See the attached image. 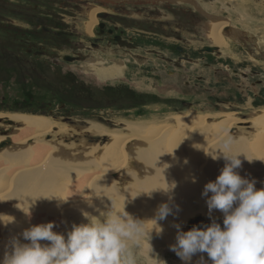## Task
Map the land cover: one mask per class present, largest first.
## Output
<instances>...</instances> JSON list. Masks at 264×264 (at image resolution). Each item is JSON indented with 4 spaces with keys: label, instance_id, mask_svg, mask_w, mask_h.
Masks as SVG:
<instances>
[{
    "label": "rangeland",
    "instance_id": "obj_1",
    "mask_svg": "<svg viewBox=\"0 0 264 264\" xmlns=\"http://www.w3.org/2000/svg\"><path fill=\"white\" fill-rule=\"evenodd\" d=\"M3 1L0 2V49L14 43L20 51L0 54V113L43 116L54 122L57 128H51L44 138L64 148L50 150L47 159L58 152L63 156H88L116 142L119 152L126 147L131 153L137 147L133 143L148 139L156 129L161 137L177 133L187 136L190 128L184 124L179 130L175 117L194 113L210 116L206 124L210 129L201 128L199 139L191 137L190 142L201 141L202 135L205 141L220 136L213 132L218 124L223 125L219 133L222 138L215 144L218 147L209 148V155L215 154L223 140L231 138V150L252 160L248 162L243 155L240 157L243 162L240 174L261 180L256 187H264V156L255 149L259 137H264V123H257L258 116L264 113V0H196L204 11L228 23L224 37L230 45L224 48L211 43L204 27L206 22L216 19L210 20L187 2ZM94 6L104 7L101 13L106 16L97 17L93 35H87L83 21L87 19V10ZM102 22L106 24L103 32ZM110 29L113 33H109ZM117 35L119 41L115 39ZM206 45L218 50H202ZM66 55L81 59L67 61ZM93 59L103 68L116 65L119 76L100 80L90 65ZM11 123L0 121V136L21 127ZM139 125L142 128L138 129ZM227 125L232 126L225 131ZM98 128L100 133L91 131ZM132 160L130 155L129 167L139 170L138 162L131 164ZM213 162L204 165L206 169L202 172L206 173L208 166L213 165L218 175L224 163ZM117 182L114 184L118 187ZM46 185L43 182L30 185L39 198L44 197L35 201H44ZM126 211L135 216L130 208L126 207ZM90 213L99 215L97 211ZM216 218L222 223L221 215ZM150 222L145 221V226ZM174 222L177 223L164 221L165 234L159 237L166 245L159 244L155 251L166 264H183L169 249L175 242V232L170 230ZM80 223L87 220L82 217L77 224ZM201 223H210L209 215L198 213L187 218L183 230ZM153 241L156 242L154 235L152 244ZM198 255L201 254L193 257L192 264L199 259ZM204 257L207 259L206 253ZM141 264L156 262L142 259Z\"/></svg>",
    "mask_w": 264,
    "mask_h": 264
},
{
    "label": "bare ground",
    "instance_id": "obj_2",
    "mask_svg": "<svg viewBox=\"0 0 264 264\" xmlns=\"http://www.w3.org/2000/svg\"><path fill=\"white\" fill-rule=\"evenodd\" d=\"M179 1L185 2L183 0ZM104 11V7L100 6L90 7L87 10L85 15L87 19L83 21V31L87 35H93V27L98 22L97 17H100L101 12ZM221 19L206 22L204 27L207 37L212 41L211 43L224 48L227 44L230 45L225 38L226 36L224 37V29L228 23L223 22ZM90 62V65H93L92 69L95 68V76L102 81L115 79L114 76H119L116 65L103 68L100 65L97 66V61L94 59ZM209 117L208 115L199 116L194 113L179 115L175 117L177 122L175 124L180 125L179 130L182 129L181 125L187 124L186 126L190 128L187 136L186 134L179 136L177 133L170 137H161L160 131L156 129L155 133L148 139L144 138L145 140L133 143L137 147L131 153H128V149L124 146V151L119 152L116 149L118 144L116 142L110 143L111 145L106 146L104 150L101 149V152L95 153L93 151V154L90 153L88 156L84 154L63 156L61 152H58V155L61 156L57 157L56 154V156L47 159L48 154L59 151V149L62 151V148H64V146L61 148L57 142H48L44 138L51 128L52 130L57 128L54 122L43 116L0 113L1 121L7 120L9 124L14 122L21 126L12 134L0 136V144L6 138H11V144H9L11 146L7 145V150L0 148V215H6L0 216V219L7 221L11 217L15 218L14 223L7 226L0 224V258L3 256L4 245L10 236L22 232L30 225L54 221L57 225L54 231L66 235L73 224L80 222L83 217L81 210L92 212L99 208L104 211L108 210L112 203L115 211H123L124 208L126 211V207L130 208L135 214V218L145 220L150 216L153 217L157 206L168 201L169 195L154 190H167L169 184L173 182H175L176 187L170 195L173 197V204L179 205L180 210L177 215H170L169 219L164 221L175 220L180 223L183 229L187 218L198 213L209 215L205 198L202 197L201 193L204 185L216 178L217 170L213 165L208 166L206 173L202 172V169L204 165H208L210 161H213L205 153L209 154V148L217 144V140L222 138L219 133L224 126L218 124L213 132V134L220 136L215 135L216 137L205 141L203 139L204 135H202L201 141L190 142L191 137L195 138L197 136V139H199L198 135L201 128H204L205 131L210 129L206 125ZM257 120V123L260 121L261 124L264 123V113H261ZM231 126H225L226 129L224 130L230 129ZM137 128L140 129L142 126L139 125ZM91 131L100 133L101 128ZM182 131L184 132V130ZM225 131H222V133ZM156 135L160 137H156ZM183 137L186 138L182 139ZM259 138L255 149L264 156V137ZM243 140L239 139V141ZM126 141L128 142V140ZM133 144L130 143V145ZM113 145H115V148ZM194 145L200 149H197ZM215 147L218 146L215 145ZM50 150H52L51 153ZM212 150L214 151L213 148ZM216 151L214 152L216 153ZM130 155L133 157L131 164L137 161L139 170L133 169V166L129 167ZM185 160H187V163H184ZM218 163L222 164L224 161L221 159L213 162L215 165ZM165 164L170 165V167L166 168L167 165ZM6 172L8 173L5 174ZM207 172L211 176H208ZM114 173L119 175L113 176ZM193 178H195V182H193ZM260 181L257 180V184ZM34 182L47 184L48 191L44 193L45 195H42L46 196L44 201L49 204L46 205L44 201L40 200L35 201L36 199L42 200L44 197L40 196L39 198L38 194L33 192L30 185ZM115 182L120 183L118 187L115 186ZM89 202L93 205L92 207L89 206ZM106 205L108 207H105ZM29 209L31 211L30 217L25 214L29 212ZM128 213L133 215L130 211ZM212 215L215 217L222 216L218 211H214ZM164 221L160 223L164 225ZM153 227L152 222L145 226L146 229L150 228L147 229L148 231H151ZM170 230L176 234L174 227ZM164 234L165 231L161 236H164ZM153 235L156 241L155 243L153 241L152 244L154 250L161 243L164 246L166 245L163 238L157 237L155 232H153ZM198 256L197 258H199ZM152 261L154 260L150 262Z\"/></svg>",
    "mask_w": 264,
    "mask_h": 264
},
{
    "label": "clouds",
    "instance_id": "obj_3",
    "mask_svg": "<svg viewBox=\"0 0 264 264\" xmlns=\"http://www.w3.org/2000/svg\"><path fill=\"white\" fill-rule=\"evenodd\" d=\"M232 143L231 138H226L215 154L205 153L214 161H224L219 174L204 185L201 193L210 223L193 225L187 231L180 223L173 224L175 242L169 249L183 264H192L197 254L201 255L195 264H264V187L257 188L255 178L240 174L243 163L240 157L252 160L233 152ZM175 187L173 182L167 190H154L169 195L168 201L160 203L149 220L135 218L125 208L115 211L111 203L110 207L105 206L107 211L96 208L98 216L81 210L87 223L73 224L66 235L54 231L57 227L54 221L30 225L10 236L0 264H141L142 259L166 264L151 241L153 232L159 237L164 231L160 222L180 210L170 195ZM89 206H93L91 202ZM214 211L222 214V223L212 215ZM25 214L30 217V209ZM14 221V217L7 221L0 219V224L7 226ZM145 221L154 222L151 231L145 228Z\"/></svg>",
    "mask_w": 264,
    "mask_h": 264
},
{
    "label": "water",
    "instance_id": "obj_4",
    "mask_svg": "<svg viewBox=\"0 0 264 264\" xmlns=\"http://www.w3.org/2000/svg\"><path fill=\"white\" fill-rule=\"evenodd\" d=\"M146 1H152V2H159V1H164V2H170V3H173V4H176L178 3L179 0H146ZM185 2H189L191 3L192 5H194L204 16L210 18V19H217V17H215L214 15H210L209 13H207L206 11H204L199 5L198 3L196 2V0H183ZM106 15L104 13H101V17H105ZM106 24L104 22L100 23V28L102 30V32L104 31V28H105ZM109 33H113V30L110 29L109 30ZM116 40H120V36H116L115 38ZM202 50L204 51H207V52H214L216 50H218V48L214 47V46H211V45H206L202 48ZM65 60L67 61H73V60H79L81 59V56H78V57H74V56H69V55H66L64 57ZM235 73H238V71H234ZM243 76H247L246 73H241ZM43 114L46 113V111H43L42 112ZM68 113V112H67ZM2 119L0 118V121ZM11 144V138H6L4 141H2V143L0 144V148L2 147H5L7 145Z\"/></svg>",
    "mask_w": 264,
    "mask_h": 264
},
{
    "label": "trees",
    "instance_id": "obj_5",
    "mask_svg": "<svg viewBox=\"0 0 264 264\" xmlns=\"http://www.w3.org/2000/svg\"><path fill=\"white\" fill-rule=\"evenodd\" d=\"M0 2H4L3 0H0ZM7 10H8V8H7V6L5 7ZM19 9H15V11H17V12H19V13H22L20 10L18 11ZM48 31V30H47ZM27 32V31H26ZM13 39V38H12ZM14 45V43H12V46H7L6 48H1L0 49V54L2 53V51L3 52H8V53H17V52H19L20 50L19 49H17L16 47H14L13 46ZM33 51V50H32Z\"/></svg>",
    "mask_w": 264,
    "mask_h": 264
}]
</instances>
